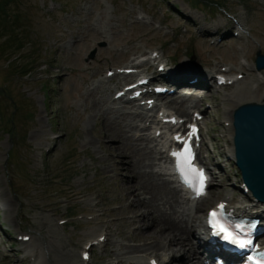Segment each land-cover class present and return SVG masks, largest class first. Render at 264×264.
Wrapping results in <instances>:
<instances>
[{"label":"rangeland","instance_id":"rangeland-1","mask_svg":"<svg viewBox=\"0 0 264 264\" xmlns=\"http://www.w3.org/2000/svg\"><path fill=\"white\" fill-rule=\"evenodd\" d=\"M48 1H11L0 17V264H26L20 245L10 242L12 235L24 231L36 234L34 246L50 236L56 241L49 244L52 254L69 256L74 264H79L81 244L101 229L109 232L110 241L104 251H93L90 264L112 259L124 264L130 256L145 261L146 254L171 252L165 241L159 250L147 247L152 242L144 235L149 219L131 221L137 214L130 203L148 194L140 191L134 197L123 188L130 179L119 171L115 153L101 137L107 125L115 126L103 97H110V85L97 89L96 83L107 67L154 48L161 49L173 67L192 64L191 56L200 65L213 59L236 67L245 59L254 65L256 52L264 55V0H172L177 6L172 10L166 0H52L60 5L52 13L45 7ZM187 9L194 10L196 25L206 24L210 30L231 26L226 14H242L246 32L221 47L210 46L177 13ZM140 12L147 19L135 22ZM8 35L13 39L4 46ZM252 78L250 74L205 97L215 104L209 113L211 125L214 117L229 119L226 110L241 102H264V87L252 91ZM240 88L245 96H237ZM96 102L103 104L101 110L93 106ZM114 117L126 122L119 114ZM141 170L148 173L152 167L145 163ZM235 173L234 168L229 171L231 181ZM225 187L232 189L230 180ZM8 198L15 202L8 204ZM8 206L14 213L9 214ZM70 210L82 218L57 225V220L71 216ZM85 215L95 219L86 220ZM127 247L135 248L134 253H127Z\"/></svg>","mask_w":264,"mask_h":264},{"label":"bare ground","instance_id":"bare-ground-1","mask_svg":"<svg viewBox=\"0 0 264 264\" xmlns=\"http://www.w3.org/2000/svg\"><path fill=\"white\" fill-rule=\"evenodd\" d=\"M243 90L244 88L238 89L237 96H245ZM247 95L248 94H246V96ZM185 100H187V98L182 94H179L171 102L180 104ZM108 101L111 103L113 102L111 99ZM93 106L97 110H101L103 104L96 102L93 104ZM115 114L116 112L114 111H108L109 117L113 116L114 118L113 122L115 126L112 127L107 125L104 135L101 136L105 139L104 146L109 148L108 150H111L115 153L114 157L118 160L117 166L119 171L124 173L126 178L130 179V183L126 182L123 186L124 190L134 197L139 195L140 191L148 194L146 199H137L134 203L136 204L135 206L134 204L130 203L129 206L132 208V212L137 214L136 216L134 215V218L131 221L140 222L143 220V218L150 220V225L146 228L147 232L144 234L148 240L152 241L151 243L147 244L149 249L159 250V248H161L159 247L161 241H165L168 246L167 248L171 251L169 253L173 252L175 254H183L179 259L175 260V264H200L194 244L197 227L193 223V218L194 216L200 217L203 207L209 202L211 195H209L195 208L191 209L193 211L192 216L188 215V213L184 215L185 206L178 189L171 185L166 178L160 179V173L158 174L157 172L151 170L146 173L145 171L141 170L145 163L147 164V162L150 163V161H152V153L150 150L146 151L143 148H138L136 146L137 144L135 143V140L129 137L126 132V129L128 131L130 130L131 125H123L122 121L118 122V120H116L114 117ZM120 118L121 117H119V119ZM122 119L125 118L122 117ZM129 119L132 120V117L130 116ZM112 140H117V143H114ZM163 158L164 156L158 153L156 159L162 160ZM259 204H261V202ZM7 209L9 214L11 212L14 213L12 207L8 206ZM260 210L262 211L263 208H260ZM177 218H179L178 221L175 220ZM7 219L8 221L14 220V218ZM53 238H55L54 235ZM55 239H58L57 236ZM54 242L56 241L49 240L48 244H52ZM40 248L43 250L42 259L47 258L49 264H74V261L70 258H60L58 256L57 258L54 255L44 251V247ZM127 250L129 253L133 252L135 248L127 247Z\"/></svg>","mask_w":264,"mask_h":264},{"label":"water","instance_id":"water-1","mask_svg":"<svg viewBox=\"0 0 264 264\" xmlns=\"http://www.w3.org/2000/svg\"><path fill=\"white\" fill-rule=\"evenodd\" d=\"M256 65L264 66V57L256 55ZM94 57L91 52L89 58ZM235 149L246 184L264 200V105L249 104L234 114Z\"/></svg>","mask_w":264,"mask_h":264},{"label":"snow or ice","instance_id":"snow-or-ice-1","mask_svg":"<svg viewBox=\"0 0 264 264\" xmlns=\"http://www.w3.org/2000/svg\"><path fill=\"white\" fill-rule=\"evenodd\" d=\"M193 132H195V129L193 128ZM185 151H189L188 146H185ZM195 171V170H194ZM199 179H200V187L199 192L203 191V181H204V175L201 171L199 173ZM198 192V194H199ZM224 205H218L217 210H213L209 212V219L208 222L212 226L214 230L215 235L223 234L222 238L232 244H235L236 246L240 248H245L246 246L252 245V240L248 238H244V236L241 234L242 225L240 224H228L222 221L221 216L223 213ZM261 259L254 260L252 257H249V260L252 261V264H264V253L261 254Z\"/></svg>","mask_w":264,"mask_h":264},{"label":"trees","instance_id":"trees-1","mask_svg":"<svg viewBox=\"0 0 264 264\" xmlns=\"http://www.w3.org/2000/svg\"><path fill=\"white\" fill-rule=\"evenodd\" d=\"M11 1H15V0H0V17L2 16V15H4V13L6 12L5 11V7H6V5L9 3V2H11ZM14 18H16V17H14ZM2 24V22L0 21V25ZM2 28V27H1ZM4 29H6L5 27H4ZM3 29V30H4ZM9 36V35H8ZM12 37L11 36H9L5 41H4V46H7V44L10 42V40L12 41ZM9 47V46H8Z\"/></svg>","mask_w":264,"mask_h":264}]
</instances>
